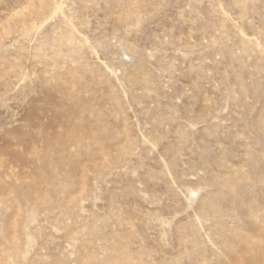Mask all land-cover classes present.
<instances>
[{"label":"rangeland","instance_id":"1","mask_svg":"<svg viewBox=\"0 0 264 264\" xmlns=\"http://www.w3.org/2000/svg\"><path fill=\"white\" fill-rule=\"evenodd\" d=\"M0 264H264V0H0Z\"/></svg>","mask_w":264,"mask_h":264}]
</instances>
